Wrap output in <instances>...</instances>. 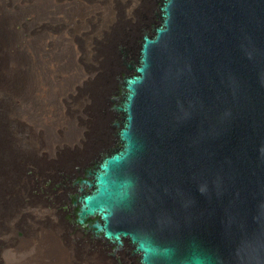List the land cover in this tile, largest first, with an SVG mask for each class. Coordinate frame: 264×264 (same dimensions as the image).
Instances as JSON below:
<instances>
[{"label":"water","instance_id":"95a60500","mask_svg":"<svg viewBox=\"0 0 264 264\" xmlns=\"http://www.w3.org/2000/svg\"><path fill=\"white\" fill-rule=\"evenodd\" d=\"M153 4L77 221L141 264H264V0Z\"/></svg>","mask_w":264,"mask_h":264},{"label":"bare ground","instance_id":"6f19581e","mask_svg":"<svg viewBox=\"0 0 264 264\" xmlns=\"http://www.w3.org/2000/svg\"><path fill=\"white\" fill-rule=\"evenodd\" d=\"M106 1H108L107 4H109V6L107 5L105 7L106 10L103 14V21L101 25H98L99 10L95 8L96 0H83V2H85L84 6L89 7L86 9L85 19L87 24L82 27L84 29L86 28L85 31H82L84 32L82 37H88L92 40L89 45V57L84 58L82 63L80 58H77L78 54L75 55V53H78V49L74 48V44L71 45L72 51L70 53H74V55L71 57V71L70 73L68 72L70 76L68 79H71V87H69L70 85L67 86L70 90L68 91L65 84L57 85L55 83V91L58 92L56 99L54 98L55 103L54 101L51 102L48 94L46 97H40V95L37 94V100L34 101L36 104L35 106H32L34 102L28 103L23 102V100L21 102L22 108L25 110L24 113L29 109L33 116L39 119H45L43 123H49L48 120L52 118L49 124L53 126L50 128L51 132L46 133V131H38L41 134V144H44V141L48 139L54 144L55 133L53 119L55 117H66L69 120L71 119V121L73 120L74 123L75 131L72 130L75 132L76 148L71 151L66 150L64 144L59 142L61 137L58 136L57 145L55 144L59 147L56 152L57 161H54V166L52 168H44L46 173L49 169L52 174V177H49L51 180L47 181L48 193H44L51 195V198L49 199L44 195L37 196L36 192L34 193L35 195H30L33 201H31V204L36 205L37 208H42L47 205H51L52 208H54V220L56 218L60 221V226L57 227L58 230L54 231V233L63 241L65 240L66 243L60 246H63L62 248L68 253L71 263H75L85 257L90 259L91 264H103L104 261L105 236H94L92 228H85L77 221V214L80 210V199L83 196L93 194L95 188L91 187L88 189L85 186L79 192L80 185H76V183L81 180H86L90 169L97 167L103 158L110 155L113 108L111 111L109 110V100H111V104L114 101V99H110V97L114 93L115 77L120 70L116 65L117 47L125 46L129 48V54H133L135 51L134 42L138 32L141 27L146 24L143 23L141 16L144 11V4L148 0H122L121 2H118V0ZM154 1L155 0H149L150 8L147 16H150L153 12ZM10 2V0H0L2 4L0 6V88L5 84L4 80L7 71L10 69L18 70L19 63H23L22 60H15L9 64V59L2 49L5 44V24L12 23L20 15H31L41 23L43 31L46 30L49 34H52L51 37L54 36V33L60 35L61 29L58 26L54 29V4L56 8H60L64 4L70 6L72 3H75L74 0H33V3L38 4L39 7L35 8L33 6L35 9L25 10L9 8L7 4H10ZM151 17L152 16H150L147 21H149ZM83 48H85V45ZM83 48H79L81 53H84L85 49ZM20 56H22V53L19 54L18 58H20ZM17 61L19 62L17 63ZM52 68L54 69L53 66ZM59 72H61V70H59ZM42 88L43 87H41V89ZM41 91L43 92V89ZM68 100L71 103L70 107H68ZM101 110H106L104 118L100 113ZM64 121H66V119ZM37 123L34 125H37V128H39L42 120L40 123L39 121ZM60 126V124H57L55 127L56 136ZM19 129L24 136L22 141L25 145V153L23 152V156L25 154V162L27 163L28 159L29 164H32L35 158L33 149L38 147L33 144L35 136H32V131L28 124L19 126ZM7 136L11 138L10 134ZM3 142H5V137L4 134L1 133L0 143L3 144ZM6 147V151L3 153L2 150H0L2 159L3 161L5 160L7 164L6 170L2 169L4 175L0 176L2 180L6 181L7 185L2 186L0 183L1 192L3 188L5 192H10V190L13 189L12 186L16 178L15 171H13L15 168L13 163V150H11L10 145ZM18 168H20V166ZM28 175L31 176L30 174ZM47 178L48 177H45L44 179L46 180ZM35 196L42 197V199L36 198ZM4 209L7 213H11L14 207L9 201ZM0 214L8 216L1 210ZM54 220L52 221L53 224L55 223ZM22 233L24 236L28 234L26 231ZM57 258L58 257L54 254L55 261ZM90 263L88 262L87 264Z\"/></svg>","mask_w":264,"mask_h":264},{"label":"rangeland","instance_id":"374dc122","mask_svg":"<svg viewBox=\"0 0 264 264\" xmlns=\"http://www.w3.org/2000/svg\"><path fill=\"white\" fill-rule=\"evenodd\" d=\"M10 1V4H7L9 8L30 10L39 7L38 4L33 3V0ZM121 1L122 0H118V2ZM148 1L144 4V11L142 12L141 19L145 18L147 15ZM74 2L75 3H72L70 6L64 4L60 8H56L54 4V29L58 26L61 29L60 35L54 33V36L51 37L52 34H49L46 30L43 31L41 23L31 15H20L12 23L5 24L4 26L5 44L2 49L9 59V64L15 60H22L23 63H19L18 70L10 69L7 71L4 80L5 84L0 88V94L2 93L0 96V135L2 133L5 137V142H3V144L0 143V150H2L3 153L6 151V146L10 145L14 154L13 163L15 168L13 171H15L16 174L14 185L12 186L13 189H11L10 192H5L4 188L2 192L0 190V210L8 215L5 216L0 214V264L90 263V259L87 257L75 263H71L68 253L62 248L63 246H60L66 243L65 240L63 241L54 233V231L58 230L57 227L60 226V221L56 218L54 220V208H52L51 205L37 208L36 205L31 204V196L35 195V192L37 196L44 195L49 199L51 198V195L44 193H48L47 181L51 180L49 177H52V174L49 169L46 173L44 168H52L54 166V161H57L56 152L59 147L56 145L58 136L61 137L59 142L64 144L66 150L71 151L76 148L73 120L71 121V119L69 120L66 117H55L53 119L55 133L54 144L50 139L44 141V144H41V134L38 131H46V133L51 132L50 128L53 126L49 124L52 118L48 120L49 123H43L45 119H39L33 116L29 109L24 113L25 110L21 105L22 100L23 102L33 103L37 100V94L40 95V97H46L48 94L51 102L54 101L55 103L58 93L55 91L56 84H65V86L71 84V79L69 80L68 78L70 77L69 73L71 71V57L74 55V53H70L72 51V44H74V48L78 49V53H75V55L78 54L77 58H80L81 63L84 61V58L89 57L88 51L92 39L82 37L84 33L82 31L86 29L82 27L87 24L85 19L86 9L89 6H84L85 2H83V0H74ZM107 3L108 1L106 0H96L95 8L99 10L98 25H101L103 21V14L106 10L105 7L107 5L109 6ZM1 5L0 3V6ZM73 40L75 42L77 41L76 44ZM82 45L83 47L85 45V48H83ZM79 48L85 49L84 53H81ZM21 53L22 56L18 58ZM18 62L19 61H17V63ZM59 70H61V72H59ZM68 86L67 88L69 91L71 85ZM41 87H43V92L41 91ZM115 97L113 93L110 99H114ZM33 104L32 106L36 105L35 102ZM68 104V107H70L71 103L69 100ZM113 105V103L111 104V100H109L110 111ZM106 110L100 111L103 118ZM65 119L66 121H64ZM41 120L42 123L39 129L37 125L34 124L38 121L40 123ZM26 124L30 126L32 136H35L33 144L39 147L33 149L35 158L32 164H29L28 159L26 163L25 154L23 156V152L25 153V145L22 141L24 136L19 126ZM57 124L61 126L56 136L55 127ZM9 134L11 138L7 136ZM2 153H0V176L4 175L2 169L6 170L5 168L7 165L6 161L2 159ZM19 166L20 168H18ZM64 167L67 168L66 166ZM45 177L48 178L45 180ZM0 183L2 186L7 185L6 181L2 180L1 177ZM37 196L35 197L42 199V197ZM53 200L52 198V201ZM9 201L14 207L11 213H7L4 209ZM49 209L52 210L47 212L46 210ZM53 220L55 221L54 224L52 223ZM23 231L28 233L27 236H24L22 233ZM18 233L22 234V237L16 239ZM54 254L58 257L56 261L54 260Z\"/></svg>","mask_w":264,"mask_h":264},{"label":"flooded vegetation","instance_id":"af4514ba","mask_svg":"<svg viewBox=\"0 0 264 264\" xmlns=\"http://www.w3.org/2000/svg\"><path fill=\"white\" fill-rule=\"evenodd\" d=\"M116 147V145L111 147L110 153ZM140 261V255L134 254V249L129 241H124L123 248L117 250L115 245L105 240L103 264H141Z\"/></svg>","mask_w":264,"mask_h":264},{"label":"trees","instance_id":"16d2710c","mask_svg":"<svg viewBox=\"0 0 264 264\" xmlns=\"http://www.w3.org/2000/svg\"><path fill=\"white\" fill-rule=\"evenodd\" d=\"M21 237H22V234H19V233H18V237H17V238H21ZM17 238H16V239H17Z\"/></svg>","mask_w":264,"mask_h":264},{"label":"clouds","instance_id":"9594fccd","mask_svg":"<svg viewBox=\"0 0 264 264\" xmlns=\"http://www.w3.org/2000/svg\"><path fill=\"white\" fill-rule=\"evenodd\" d=\"M50 210H52V209H49V210H46V211L48 212V211H50Z\"/></svg>","mask_w":264,"mask_h":264}]
</instances>
